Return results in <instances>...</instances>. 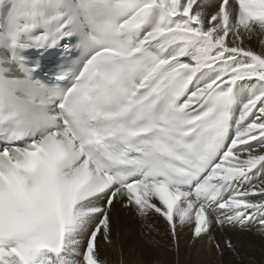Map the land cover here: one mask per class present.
Masks as SVG:
<instances>
[{
  "label": "snow or ice",
  "instance_id": "snow-or-ice-1",
  "mask_svg": "<svg viewBox=\"0 0 264 264\" xmlns=\"http://www.w3.org/2000/svg\"><path fill=\"white\" fill-rule=\"evenodd\" d=\"M261 168L264 0H0V264H103L117 201L264 234Z\"/></svg>",
  "mask_w": 264,
  "mask_h": 264
},
{
  "label": "bare ground",
  "instance_id": "bare-ground-1",
  "mask_svg": "<svg viewBox=\"0 0 264 264\" xmlns=\"http://www.w3.org/2000/svg\"><path fill=\"white\" fill-rule=\"evenodd\" d=\"M259 40V37H254L248 46L259 52L261 50ZM234 131L235 126H233L232 135ZM261 180H264V168L256 170L251 175L252 183L256 184ZM110 217L111 243H104L102 237L98 239L99 258L103 264L118 262L120 264L121 258L123 264H167L168 261L176 264V257L174 252L172 253L176 249L179 253H177L178 264H182L189 260L186 256V248L192 251L191 259L194 260V264H214L215 261L211 260L218 255L222 263L228 264L232 255L223 242L219 246L222 252L219 254L216 251L218 241H223L222 237L237 245V247L234 246L236 249L240 246L238 251L242 254L243 264H264V256L252 250L249 244L252 238L264 243V234L256 230V225L246 228L239 225L221 228L213 222L208 233L194 237L197 243L192 247L193 244L189 242V238H186L190 231V237L194 236L191 225H181L177 221L176 235L173 237L169 225L162 216L154 212L141 216L135 207H125L119 201L114 202ZM210 218L214 220V213L210 212Z\"/></svg>",
  "mask_w": 264,
  "mask_h": 264
},
{
  "label": "rangeland",
  "instance_id": "rangeland-1",
  "mask_svg": "<svg viewBox=\"0 0 264 264\" xmlns=\"http://www.w3.org/2000/svg\"><path fill=\"white\" fill-rule=\"evenodd\" d=\"M190 233H191V231L189 232V234L188 235H186V238L189 240V242L190 243H192L193 245H192V247H194L195 245H196V243H197V239L196 238H194L195 236H192V237H190ZM222 240L223 241H218V245L220 246V244L223 242L224 243V246H225V248H227V250H229L230 252H231V258H230V260H229V263L228 264H243V261H242V254L238 251L239 249H240V246H239V248L238 249H236L234 246H236L237 247V245H234L233 243H231L232 245H233V247H234V249H235V251H233L232 249H230L228 246H227V242L228 241H230L231 242V240H229V239H227L226 240V238L225 237H222ZM103 242L104 243H107V242H105L104 240H103ZM102 242V243H103ZM249 244L252 246V250H256V252H258V253H260L261 255H263L264 256V243H262V242H260L258 239H250V241H249ZM178 246V245H177ZM216 251L220 254L221 252H222V250H221V248L220 247H218L217 249H216ZM174 252V257H176V264H178V249H176V250H174V251H172V253ZM178 253V254H177ZM191 253H192V251H190L189 249H187L186 248V256L187 257H189V260H187L186 262L187 263H184V262H182V264H194L193 262H194V260L193 259H191ZM218 255V254H217ZM208 256V255H207ZM219 256V255H218ZM218 256H214V258H212V260L211 261H215L214 262V264H224V263H222V260L218 257ZM209 258H210V255H209ZM167 261H168V259H167ZM123 261H122V258L120 259V264H123L122 263ZM117 264H119V262L117 263ZM147 264H150V263H147ZM167 264H175V262H170V261H168V263Z\"/></svg>",
  "mask_w": 264,
  "mask_h": 264
}]
</instances>
